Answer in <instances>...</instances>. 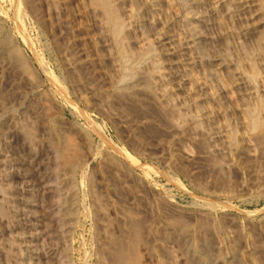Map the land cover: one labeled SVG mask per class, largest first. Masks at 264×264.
<instances>
[{"label":"rangeland","instance_id":"obj_1","mask_svg":"<svg viewBox=\"0 0 264 264\" xmlns=\"http://www.w3.org/2000/svg\"><path fill=\"white\" fill-rule=\"evenodd\" d=\"M110 1L0 0V264H264V0Z\"/></svg>","mask_w":264,"mask_h":264},{"label":"bare ground","instance_id":"obj_2","mask_svg":"<svg viewBox=\"0 0 264 264\" xmlns=\"http://www.w3.org/2000/svg\"><path fill=\"white\" fill-rule=\"evenodd\" d=\"M96 1V3H97V5H99L103 10H104V12L105 13H102V14H106V18H107V24H109L108 26H110L111 27V29H112V32H113V36H118L119 35V33L120 32H122L121 30L123 29V27H122V24H121V22H120V17L118 18V16H117V14H116V12L111 8V4H110V2L112 3V1H110V0H95ZM222 3L223 2V0H215V3L217 4V3ZM184 4V3H183ZM156 5V4H155ZM242 8H241V10H239V11H237V14H236V16L238 17V16H241V15H243L242 13H241V11L243 10H245V9H247V8H250L251 6L249 5V4H244V5H242L241 6ZM114 8V7H113ZM183 8V7H182ZM240 8V7H239ZM101 9V10H102ZM242 11V12H243ZM255 11V10H254ZM244 12H246V11H244ZM236 13V12H235ZM248 13V12H247ZM236 17V18H237ZM105 18V19H106ZM198 23V22H197ZM192 25V24H191ZM195 25V24H194ZM107 26V27H108ZM193 26V25H192ZM122 28V29H121ZM125 28V27H124ZM111 29H110V31H111ZM195 30V29H194ZM193 32V30H190V32ZM195 32V31H194ZM193 32V33H194ZM197 32V31H196ZM120 36V35H119ZM114 38V37H113ZM118 39H119V37H117ZM116 37H115V40L117 39ZM169 38V37H168ZM7 39V38H6ZM122 39V38H121ZM0 40H2V39H0ZM169 40V39H168ZM171 40V39H170ZM3 41V40H2ZM117 41V40H116ZM120 41H118L117 42V46H118V43H119ZM170 42H172V41H168V42H166L165 44L167 45V46H171L172 47V43H170ZM2 44H4L3 42H1ZM0 43V44H1ZM1 44V45H2ZM196 42H195V40L193 39L192 41H188L187 43H185L184 44V46L182 45V48L181 49H179V52H182V51H184V52H182V53H178L179 54V56H181L182 58L184 57V56H187L188 55V53H189V51H190V49L191 48H195V46H196ZM1 45H0V47H1ZM5 45V44H4ZM175 45V44H174ZM121 46V45H120ZM123 46V45H122ZM170 47V48H171ZM4 48V47H3ZM116 48V47H115ZM120 48V47H119ZM118 48V49H119ZM175 48H176V46H175ZM179 48V47H178ZM2 49V48H1ZM147 50V49H146ZM168 50V49H167ZM166 50V51H167ZM196 50V49H195ZM6 51V50H5ZM123 51V50H122ZM143 51V50H142ZM119 52H120V50H119ZM145 52V51H144ZM148 51H146V53H147ZM4 53V52H3ZM14 53V52H13ZM146 53H142L141 55L142 56H149V54L147 55ZM150 53V52H149ZM152 53V52H151ZM0 54H1V52H0ZM123 54V53H122ZM120 55L119 57H121V56H124L125 54H123V55ZM146 54V55H145ZM141 55L139 56H137L136 58H139V57H141ZM129 56V55H128ZM132 56V55H131ZM12 57V56H11ZM241 57V56H240ZM122 58V57H121ZM123 58H126L125 56L123 57ZM132 57H130L129 59H131ZM133 58H135V56L133 57ZM143 58H145V57H142V59ZM146 58H148L149 59V57H146ZM145 58V59H146ZM151 58V57H150ZM127 59H128V57H127ZM127 59H125L126 61H127ZM156 59V58H155ZM137 60H139V61H141L140 59H137ZM136 60V61H137ZM186 59L185 58H183L182 59V61H185ZM14 61H15V59H14ZM120 62H122L121 60H119ZM131 61H133L132 59H131ZM131 61H129L130 63H133V62H131ZM243 61V60H242ZM71 61H69L68 62V64L70 63ZM175 62V61H174ZM72 64H75V62L73 63V61L71 62ZM135 63V62H134ZM200 63V62H199ZM71 64V65H72ZM122 64H124V63H121L120 65L122 66ZM129 64V63H128ZM127 64V65H128ZM136 64V63H135ZM137 64H138V62H137ZM67 65V64H66ZM70 65V64H69ZM127 65H125V68H128L129 67V65H128V67H126ZM75 66V65H74ZM133 66H135V65H133L132 64V68H133ZM71 67V66H70ZM69 67V68H70ZM136 67V66H135ZM123 69H124V67H122ZM122 68H121V71L124 73V74H126L125 73V71H128V73H129V70L130 69H132V68H128L129 70H126V69H124V71L122 70ZM137 70V69H136ZM134 71V70H133ZM132 71V72H133ZM131 72V71H130ZM161 72V71H160ZM159 72V73H160ZM138 74V73H137ZM129 75V74H128ZM234 75V74H233ZM237 75V74H236ZM255 75V74H254ZM123 76V75H122ZM139 76H141V75H139ZM159 76V75H158ZM187 76V75H186ZM239 76V75H238ZM243 76V75H242ZM124 77V76H123ZM129 77V76H128ZM128 77H126L125 76V78H128ZM183 77V76H182ZM190 77V76H189ZM237 77V76H236ZM149 78V77H148ZM147 78V76H144V74H143V77H141L140 79H139V81L138 82H135V83H133V81L131 82V83H133V84H131L130 86L128 85L129 83H124V86H125V84L126 85H128L129 87L127 88V89H129L130 91L131 90H137V88L140 86H143V88H145V86H151V85H149V80L150 79H148ZM168 78V77H167ZM184 78V77H183ZM252 78H254V77H252ZM122 79V78H121ZM122 81V80H121ZM123 81H125V79H123ZM126 81H128V80H126ZM125 81V82H126ZM167 81H168V79H167ZM169 82V81H168ZM192 82V81H191ZM122 83V82H121ZM178 83V82H177ZM237 83V82H236ZM150 84H151V80H150ZM180 84H181V79L179 80V85L178 86H180ZM248 84V83H247ZM184 86V85H183ZM126 87L127 86H125V89H126ZM179 88H181V87H179ZM124 89V90H125ZM140 89V88H139ZM156 89V88H155ZM186 89V88H185ZM141 90V89H140ZM123 91V90H122ZM121 91V92H122ZM125 91H127V90H125ZM124 91V92H125ZM137 92H139V91H137ZM145 92H147V91H145ZM148 92H149V90H148ZM147 92V93H148ZM151 92H152V90H151ZM87 93H88V91H87ZM131 93H133V92H131ZM140 93V92H139ZM157 93V92H156ZM124 94H126V92L124 93ZM129 94V93H128ZM127 94V95H128ZM134 94H135V92H134ZM144 94V93H143ZM148 94H150V93H148ZM153 94V93H152ZM163 94H166V93H163ZM95 95V94H94ZM131 96H132V94H131ZM134 96V95H133ZM132 96V97H133ZM163 96V95H162ZM124 97V96H123ZM131 97V98H132ZM158 97V96H157ZM165 97V96H164ZM125 98H128V97H125ZM134 98V97H133ZM117 99V98H116ZM131 100V99H130ZM192 100V99H191ZM1 102V101H0ZM138 102V101H137ZM136 103V102H135ZM264 106V105H263ZM247 114V113H246ZM249 114V113H248ZM254 115V112H250V116L251 115ZM257 114V113H256ZM252 115V116H253ZM247 116V115H246ZM250 116H249V118H250ZM251 116V117H252ZM257 116V115H256ZM254 117V116H253ZM196 119V118H195ZM201 119V118H200ZM257 119V118H256ZM122 120V119H121ZM120 120V121H121ZM126 120V119H125ZM209 120V119H208ZM252 120V119H251ZM255 120V119H254ZM123 121V120H122ZM188 122V121H187ZM251 122H253V120L251 121ZM224 125V124H223ZM254 125H256L255 123H254ZM212 127V126H211ZM251 127H253V126H251ZM257 127V126H256ZM255 128V127H254ZM186 130V129H185ZM31 134V133H30ZM188 134V133H187ZM212 134V133H211ZM180 136V135H179ZM216 136V135H215ZM218 136H219V134H218ZM261 138V137H260ZM26 139H28V138H26ZM182 139V138H181ZM186 139V138H185ZM193 140H195V139H193ZM261 140V139H260ZM259 140V141H260ZM222 141V140H221ZM167 142V141H166ZM231 143V142H230ZM30 144V143H29ZM257 144V143H256ZM258 147V146H257ZM217 149V148H216ZM56 157V156H55ZM65 168V167H64ZM41 174V173H40ZM59 174V173H58ZM29 176V175H28ZM46 176V175H45ZM45 176H43V177H41V179L39 180V183H36L35 185H33V184H27V188L28 187H30V189H27V190H25V192H30V191H37V193H38V198H41V196L45 193V188L46 187H50V186H48V183H47V177H45ZM58 176V175H57ZM27 177V176H26ZM59 177V176H58ZM57 179V178H56ZM59 180V179H58ZM67 181V180H66ZM38 182V181H37ZM51 182V181H50ZM27 183V182H26ZM35 183V182H34ZM55 183V182H54ZM62 183V182H61ZM67 184V183H66ZM57 185H58V183H57ZM35 186H37V189L36 188H34ZM63 186V185H62ZM1 188V187H0ZM26 189V188H25ZM72 189V188H71ZM70 190V189H69ZM29 194V193H28ZM34 194V193H33ZM36 194V193H35ZM46 194V193H45ZM31 196V195H30ZM33 197V196H32ZM36 197V196H35ZM27 199V198H26ZM21 200L22 201H26L25 200V198L24 197H22L21 198ZM30 200V199H29ZM28 201V200H27ZM61 202V201H60ZM75 202V201H74ZM29 204H30V202H29ZM28 206V207H27ZM32 208H33V205H28V202H27V205H25V207H22V209L19 211L20 212V216H21V219H22V226L24 227V228H26L28 231H29V233H27V234H23V238H28V240L26 241H24V246H25V249H24V251H22V252H26V254H25V258H23V259H25L23 262H22V264H36V262H34V261H32L34 258H35V260L38 262L37 264H47L48 262H49V258L51 257V254H50V251L49 250H45L44 248V246H45V244L44 243H42V242H44V236L45 235H41L42 234V232H41V229L40 228H42V225H40V220L37 218V217H35L34 215H33V211H32ZM64 208V207H63ZM75 209V208H74ZM2 210V209H1ZM73 210V209H72ZM1 212V211H0ZM5 212V211H4ZM66 212V211H65ZM74 213L75 212H73V215H74ZM63 216V215H62ZM64 221V220H63ZM43 223V222H42ZM63 223V222H62ZM72 225H73V223H72ZM21 227V226H20ZM138 228V227H137ZM44 229V228H43ZM68 229H70L69 228V224H64V226H63V229L61 230V234H60V237H62V238H64V237H66V236H68L67 234H69L68 232ZM138 230V229H137ZM174 231V230H173ZM45 232V231H44ZM59 232V231H58ZM180 232V231H179ZM187 232V231H186ZM60 233V232H59ZM47 234V233H46ZM187 234V233H186ZM189 234H190V232H189ZM185 235V237L186 236H190V235ZM57 236H59V235H57ZM164 237V236H163ZM166 237V236H165ZM182 237H184V236H182ZM192 237V236H191ZM190 237V238H191ZM48 238V237H47ZM50 238V237H49ZM189 238V237H188ZM182 239V238H181ZM184 239V238H183ZM202 239V238H201ZM179 240V239H178ZM189 240V239H188ZM184 241V240H183ZM186 241V240H185ZM189 241H191V240H189ZM199 241V240H198ZM187 243H188V241H186ZM185 242V243H186ZM200 243V242H199ZM203 243V242H202ZM204 245H203V247L205 246V241H204V243H203ZM185 245V244H184ZM188 246V245H187ZM44 247V248H43ZM202 247V248H203ZM206 247V246H205ZM39 248H40V250H39ZM185 248H187V247H185ZM41 249H43V250H41ZM193 250V249H192ZM203 250V249H202ZM217 250V249H216ZM41 251H43V252H41ZM208 251H210V249L208 250ZM24 254V253H23ZM208 254H209V252H208ZM213 255V258H214V254H212ZM211 255V256H212ZM24 257V256H23ZM124 258V257H123ZM216 258V257H215ZM216 259H218V258H216ZM212 260V259H211ZM215 260V259H214Z\"/></svg>","mask_w":264,"mask_h":264}]
</instances>
